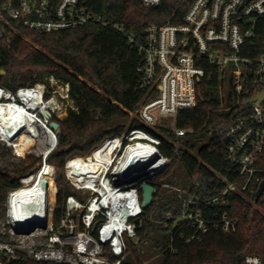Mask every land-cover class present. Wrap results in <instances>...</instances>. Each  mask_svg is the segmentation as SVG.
<instances>
[{
    "label": "built area",
    "instance_id": "1",
    "mask_svg": "<svg viewBox=\"0 0 264 264\" xmlns=\"http://www.w3.org/2000/svg\"><path fill=\"white\" fill-rule=\"evenodd\" d=\"M142 2L152 6L160 0ZM90 22L108 24L91 10L87 0H0V43L8 45L18 27L53 32ZM115 26L124 31L123 26ZM124 32L143 55L138 69L142 74L140 88L151 98L142 102L135 114L147 126L169 127L178 136L194 132L178 128L176 122L181 109L197 105L196 85L207 66L218 74L221 108L242 105L235 110L232 123L205 136L227 141L235 180L224 175L221 185L205 189L203 196L180 185L161 184V188L169 186L178 199L169 204L164 217L173 219V226L185 223L192 229L189 235L181 232L185 241L201 240L212 228L235 231L238 219L224 210L228 193H253L252 183L258 185L257 192L264 181V100L249 102L264 90V0H192L182 22L149 24L138 37ZM48 81L16 89L0 84V116L7 105L26 109L36 137L41 132L52 133L55 147L59 129H52L50 122L58 116L62 103L71 99L70 85L53 76ZM59 84L62 90L56 87ZM50 102L52 106L47 105ZM47 109L51 117L45 116ZM15 124L33 132L25 118L5 126H1L0 118V142L12 145L10 133ZM80 159L82 166L72 170L69 163ZM170 162L146 128L105 138L90 154L67 162V178L81 197L67 196L57 226L56 200L51 205L50 198H42L35 208L30 200L12 198L19 190L35 185L41 169L21 176L22 186L9 192L6 216L0 220V264L20 256L59 264H124L127 241L138 238L144 212L140 185L151 182ZM162 195L155 186L153 202ZM262 258L248 254L245 264H264Z\"/></svg>",
    "mask_w": 264,
    "mask_h": 264
},
{
    "label": "trees",
    "instance_id": "2",
    "mask_svg": "<svg viewBox=\"0 0 264 264\" xmlns=\"http://www.w3.org/2000/svg\"><path fill=\"white\" fill-rule=\"evenodd\" d=\"M191 2L160 0L146 6L142 0H87L91 10L108 24L90 22L53 32L18 27L10 45L0 43V84L16 89L53 76L70 85L75 102V108H70L65 118L53 116L59 122L58 143L45 159L34 154L25 156L37 140L24 133L19 137L18 148L25 158L11 169L0 166V220L6 216L9 192L22 186L20 177L36 173L49 163V178L58 187L54 211L57 226L65 212L67 196L81 197L67 178L69 157L91 153L109 136L146 128L155 135L157 146L171 162L151 179L163 195L140 216L139 242L127 241L124 264H152L149 260L156 254L163 264H245L248 254L260 255L264 262V193L257 201L256 183L251 184L253 193L227 195L224 210L238 219L235 231L212 228L201 240L187 242L180 234L189 235L191 227L185 223L173 226L174 220L164 217L169 204L178 199L174 191L161 188L162 183L180 185L203 196L205 189L221 183L222 176L235 180L234 166L227 157V141L215 135L205 138L206 132L232 123L235 110L242 107L221 108L215 68L207 66L206 74L196 85L197 105L178 113L177 127L194 132L178 136L169 127L147 126L135 114L151 96L140 88L142 74L138 69L143 55L124 31L138 37L149 24L182 22ZM116 24L123 26L124 31ZM226 104L230 105L231 100ZM79 164L73 170L82 166ZM9 264L59 263L20 256Z\"/></svg>",
    "mask_w": 264,
    "mask_h": 264
},
{
    "label": "rangeland",
    "instance_id": "3",
    "mask_svg": "<svg viewBox=\"0 0 264 264\" xmlns=\"http://www.w3.org/2000/svg\"><path fill=\"white\" fill-rule=\"evenodd\" d=\"M38 82L47 84L49 81H48V79L45 78V79L40 80ZM56 87L59 90L63 89L61 87V84L56 85ZM70 108H75V102L72 99H68L62 103L61 110L58 112L57 117L61 118V119L65 118L67 116ZM12 145H7L6 143L0 142V166L4 167L6 169H11L14 166H18L20 164L21 160L23 158H25V156H27V154H34L36 156H41L44 159V157H43L44 153L43 152L45 151L46 148H48L49 135L47 134V132H41L40 135L37 137L36 144L33 145V147L27 151L25 156H21V152L19 151L18 146H15V145L12 146ZM14 146H15V152L16 153L14 152ZM75 156H79V155H73V156L69 157L68 161L71 158H74ZM80 161L82 162V159L74 160V161L70 162L69 163L70 168L73 170L76 167V165L80 163ZM45 164H47V165H45V167L42 170L43 171V177L49 183V189H48V192H49L48 196L49 197L48 198H50L51 205H53L54 204L53 200H55V198H56L58 187L56 184L57 182L55 181L56 182L55 183V182L51 181L49 178V176L51 175L52 165L49 163H45ZM54 176H55L54 179L56 180V169H55V167H54ZM171 185H173V184H171ZM167 189L169 190L168 192H171V190H172L169 186ZM78 191H79V189H78ZM79 193L81 194L80 191H79ZM52 195H53V197H52ZM2 218H4V217H2ZM135 242L138 243L139 239L137 238L135 240ZM126 261H127V259H126ZM149 262L152 264H163V259L161 257H158L156 254L149 260Z\"/></svg>",
    "mask_w": 264,
    "mask_h": 264
},
{
    "label": "bare ground",
    "instance_id": "4",
    "mask_svg": "<svg viewBox=\"0 0 264 264\" xmlns=\"http://www.w3.org/2000/svg\"><path fill=\"white\" fill-rule=\"evenodd\" d=\"M47 105L52 106L53 102H50ZM27 113L28 112L24 108H20L19 110H15L12 105H7L5 110H4L3 115L0 116L1 126H5L8 123L10 124V123H12V121L16 123V120H18L19 118H25L26 123H28V127L33 130V132L29 133V134L32 135L37 140V137H38V136L36 137V131L37 130L35 129V127L31 123V121H29L27 119V117H26ZM24 133H28V132L26 130H22L21 126H19L18 124H15V127L13 128V130L10 133L11 144L18 146L19 137ZM49 134H50L49 145H48V148H46L43 153H45L48 149L53 147V145L56 142L55 136L52 133H49ZM44 167H45V165L43 166V168ZM43 168H42V170H43ZM42 170H41V174H40V179L35 185H33L32 187L23 189V190H19L16 194H14V196H12V198L13 199L14 198H24V200H30V201H32L31 204H33V206H35V208L38 206V204L40 203L42 198H48L49 196H48L47 189L43 188L40 185V181L45 179L43 177V171ZM48 189H49V183H48ZM32 218H33V216H32Z\"/></svg>",
    "mask_w": 264,
    "mask_h": 264
},
{
    "label": "water",
    "instance_id": "5",
    "mask_svg": "<svg viewBox=\"0 0 264 264\" xmlns=\"http://www.w3.org/2000/svg\"><path fill=\"white\" fill-rule=\"evenodd\" d=\"M1 73L2 74H5V70L2 69L1 70ZM264 100V90L262 92H260L259 94H257L256 96L252 97L251 99H249V102H261ZM45 116L46 117H51L52 116V113L50 112L49 109H47L45 111ZM50 126L52 129H59V122L52 119L51 122H50ZM54 147H51L50 149H48L44 154H43V157L44 159L47 157V155L50 153V151L53 149ZM44 166V165H43ZM42 166V168H43ZM41 168V170H42ZM40 170V171H41ZM40 184L43 188L47 189L48 188V182L43 179L40 181ZM140 189L142 191V207L145 209V208H148L150 206V204L153 203V200H154V194H155V185L151 182H143L141 185H140ZM264 193V181L260 184L257 192H256V200L258 201L260 199V197L263 195ZM139 218H137L136 220V224L138 225L139 224ZM36 225V224H35Z\"/></svg>",
    "mask_w": 264,
    "mask_h": 264
},
{
    "label": "crops",
    "instance_id": "6",
    "mask_svg": "<svg viewBox=\"0 0 264 264\" xmlns=\"http://www.w3.org/2000/svg\"><path fill=\"white\" fill-rule=\"evenodd\" d=\"M56 200V199H55Z\"/></svg>",
    "mask_w": 264,
    "mask_h": 264
}]
</instances>
